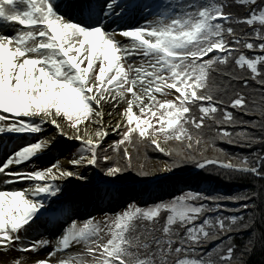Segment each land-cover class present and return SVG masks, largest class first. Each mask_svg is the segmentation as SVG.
<instances>
[{
	"label": "snow or ice",
	"instance_id": "1",
	"mask_svg": "<svg viewBox=\"0 0 264 264\" xmlns=\"http://www.w3.org/2000/svg\"><path fill=\"white\" fill-rule=\"evenodd\" d=\"M236 3L249 9L246 16H235L223 0H0V252L22 254L11 264H244L255 242L248 240L237 256L231 233L254 226L248 209L255 208V193L189 190L82 223L63 195V181L87 180L82 170L89 166L111 178L132 168L130 147L137 154L152 147L170 157L165 170L192 161L200 169L218 167L228 178L264 180L260 152L229 156L216 149L225 160L204 157L200 149L216 140L248 148L264 144L247 130H228L264 132V119H238L229 108L262 118L264 109L251 108L239 91L225 101L214 86V75L249 86L248 78L226 70L234 64L264 87V0ZM9 28L12 34L3 30ZM245 49L260 54L247 57ZM133 55L140 63L126 69ZM46 126L79 142L68 161L72 170L59 159L28 169L27 162L35 165L59 147ZM206 130L212 133L207 141ZM110 134L119 138L108 143ZM16 136L34 142L9 151ZM41 229L55 237L46 256L41 249L53 241L31 239ZM213 240L221 242L202 251ZM74 245L83 249L72 255ZM0 264H8L4 256Z\"/></svg>",
	"mask_w": 264,
	"mask_h": 264
},
{
	"label": "trees",
	"instance_id": "2",
	"mask_svg": "<svg viewBox=\"0 0 264 264\" xmlns=\"http://www.w3.org/2000/svg\"><path fill=\"white\" fill-rule=\"evenodd\" d=\"M225 4L233 9L230 10L235 16L237 17H244L247 15L249 9L241 4H237L236 0H226ZM243 28L244 32H250L251 29L247 26H238ZM245 55L247 57H253L256 54H260L258 50L256 52H252L250 50H244ZM224 67V66H222ZM259 67V66H258ZM227 71L234 72L238 76H243L249 79V86L247 88L243 87V81L232 80L229 76H221V75H214V86L220 89L218 95L228 101L235 92L239 91L243 93L249 103L251 108H260L264 109V87L258 84L256 81L251 80L250 78V70H240L235 67L234 64H230L226 68ZM230 111L234 112V115L239 119L242 118L244 120L251 119V120H261L264 119L260 116L259 112H253L249 115H244L238 109H231ZM245 128L244 126H236L235 128L229 127V131L238 132L242 131ZM242 129V130H241ZM246 130V129H245ZM248 132L252 133L257 138H264V132H262L259 128H253ZM212 133H207L205 135V140H209V137ZM203 150H204V157L207 158H216L220 157V153L216 151V149H223L225 152L231 155L239 154L242 156H249L251 157L253 153L260 152L264 154V144L257 143L254 144L248 150L243 152H238V145L228 144L222 140H216L215 145L211 142L203 143ZM197 158L200 159L199 154L197 153ZM221 159L227 160L228 157H220ZM196 166L195 162L187 161L184 165L176 167V169H189ZM213 167H208L207 169L201 172L202 176L199 175L197 178L203 182L205 185H209L211 187L210 191L212 194H222L221 192L224 190V195H234V194H244L249 193L256 195L253 196V200L250 203L255 204V208H249L248 213L253 214L255 216V224L253 227H250L246 230H242L240 232L231 233L234 236L233 243L237 246L236 255L239 256L241 250L245 247V244L248 240H253L254 246L252 248L251 253L245 254L243 256L244 264H264V180H259L253 177L252 175H233L231 178L225 176V174H221L220 171L216 169V172L213 173L211 169ZM211 171V172H210ZM150 175V173H149ZM149 175H145L141 177L136 173L137 178H146ZM205 177H204V176ZM224 180V181H221ZM239 203H244L241 201ZM230 208L238 207V204H233L231 202L228 203ZM230 214V213H226ZM239 215L240 213H236ZM247 219V217H246ZM164 222V221H162ZM199 223V221L197 222ZM159 235V233H157ZM226 239V237H225ZM214 244L211 247H207V244L203 246L202 251L207 252L211 251L213 248L216 247L221 241L213 240ZM234 264H239V261H234Z\"/></svg>",
	"mask_w": 264,
	"mask_h": 264
},
{
	"label": "rangeland",
	"instance_id": "3",
	"mask_svg": "<svg viewBox=\"0 0 264 264\" xmlns=\"http://www.w3.org/2000/svg\"><path fill=\"white\" fill-rule=\"evenodd\" d=\"M129 63H132V64H134V65H139V63H140V57L139 56H136V55H133L132 57H131V59L130 60H126L125 62H124V66H125V68L127 69L128 68V64ZM130 95V94H129ZM158 98H161L160 96H159V94H158ZM251 119H253V118H251ZM251 119H247V120H249V121H251ZM243 130H247V131H249V130H251V129H253V128H251V127H247V128H242ZM241 129V130H242ZM47 130H48V128H47ZM119 137L118 136H113L112 138H110V139H108L106 142H108V143H110V142H112V141H114V140H116V139H118ZM70 144H68L67 146H69ZM80 147V145H79V142H77V143H73L72 144V146L70 147V151H69V153H68V155L66 156V157H63L62 159L63 160H70L71 158H72V156H73V153H75L77 150H78V148ZM200 149H201V151L204 153V150H203V145H201L200 146ZM249 148L248 147H240V146H238V152H243V151H245V150H248ZM129 151L130 152H132L133 153V156H134V160H133V167L132 168H130V169H128V170H126V171H124L123 173H121L119 176H117V177H115V179L118 181L119 179H121V178H125V176H131V179H134V177L135 178H137L136 177V173L138 174V175H140L141 177H143V176H145V175H141L140 174V168H139V165H143L144 166V170L145 171H147L148 173H150V178H156L157 177V175H160L161 176V178H160V181L162 182V181H167L168 179H163V175L164 174H167V172L168 171H170V172H172V171H175L176 170V167H174V168H172L171 170H165V168H166V165L167 164H170L171 163V158L170 157H168V156H166V155H164L163 153H161V152H158V151H155V150H153V148L152 147H149V148H147V149H145V148H143V147H141L140 148V150H139V153L137 154L131 147L129 148ZM70 153H72L71 154V156H69V154ZM199 154V153H198ZM51 156H52V158L51 159H49V160H45L44 162H45V165L44 164H40L39 165V163H38V161L36 162V164H35V166L36 167H46V166H48L50 163H54L55 162V160L56 159H59L57 156L58 155H56V153H53V154H51ZM59 160H61V159H59ZM30 163V162H29ZM28 163V164H29ZM186 163V162H185ZM185 163H182L181 165H184ZM28 164H27V166H28ZM121 165H123V161H121ZM180 165V166H181ZM216 169L218 170V171H220L221 172V174H223L224 173V170H222V169H219L218 167H214L213 169H211V171H213V173H215L216 172ZM98 170V169H97ZM210 171V172H211ZM99 172H100V170H99ZM202 172V171H201ZM201 172L199 173L201 176H202V174H201ZM100 179L102 180L103 179V173L102 172H100ZM204 176V175H203ZM140 177V178H141ZM205 177V176H204ZM152 180V182H151V184H157L158 182H160L158 179H155V180ZM162 179V180H161ZM103 181V180H102ZM156 181H158V182H156ZM160 182V183H161ZM96 185H97V187L95 188V193H98V192H100V190L102 191V192H106V193H104L101 197H103V198H101L100 197V199H104V197H107L106 198V200H109L110 202H112V204H114V202H116L117 203V205H114V206H118V208L114 211V212H116V213H119V212H122L126 207H127V205H129L130 203H128V201L127 200H125V199H121V200H119V198H120V195H117V196H115V193L117 192L116 191V188L114 187V184H113V186H110V185H108V184H106V183H104V182H100V183H95ZM174 184V183H173ZM172 184V186L171 187H173L174 185ZM192 184V183H191ZM130 186H132V185H130ZM153 186V185H152ZM110 187H113V188H110ZM121 187V186H120ZM133 187V186H132ZM134 188V187H133ZM168 187H166V189H165V191L164 192H167V190L169 189H167ZM172 189V188H171ZM106 190V191H105ZM115 190V191H114ZM183 192H187V190H184V191H179V193H175L176 195H173L174 193H173V191H171V192H167V194H165L166 195V197L164 198V199H161L162 197H164V194L163 195H161V197L159 198V199H157L156 201H154V202H152V203H150V204H148V202H146V203H142V205L143 206H148V205H152V204H155V203H157V202H160V201H167V200H170L173 196H177V195H180V194H182ZM118 193V192H117ZM99 195V194H98ZM122 197H124V196H127L126 194L124 195H121ZM168 196V197H167ZM99 197V196H98ZM119 202V203H118ZM116 213H114V214H116ZM166 217V216H165ZM97 220H103L104 219V216H97V217H95ZM77 221H81V219H76ZM51 241H53V243L52 244H49L48 246H47V248H43V249H41V256H46L45 254H47L46 252L47 251H49V250H51V248L54 246V243H55V241L54 240H51ZM82 249H83V246L82 245H74L73 247H72V249L70 250V252H71V254L72 255H75L76 253H79V252H81L82 251ZM22 254L21 253H19V252H16V251H12L11 253H9V254H7V255H5L4 253H2V252H0V256H4V258H5V260H7L8 261V264H11V261L13 260V259H15V258H19L20 256H21ZM55 259V258H54Z\"/></svg>",
	"mask_w": 264,
	"mask_h": 264
},
{
	"label": "bare ground",
	"instance_id": "4",
	"mask_svg": "<svg viewBox=\"0 0 264 264\" xmlns=\"http://www.w3.org/2000/svg\"><path fill=\"white\" fill-rule=\"evenodd\" d=\"M109 109H106L105 111L107 112ZM106 121L108 123H111V124H114L115 123V120L114 119H109L107 116L105 117ZM67 130V129H66ZM47 135L48 136H52V137H55V141L56 143L59 144V147L57 148L56 151L52 152V153H56V155H58L59 159H61V164L62 166H64L65 168H67L68 170H72V166L68 164V160H63L62 158L63 157H66L70 151V147L72 146L73 143H77V141H74V140H64L62 137L56 135V132H55V129L50 127L49 126V130L47 132ZM113 136L115 135H112L110 134L107 138H106V141L110 138H112ZM24 144L26 143H18L16 146L12 147V150H14L15 148H18L20 146H23ZM68 144H70L69 146H67ZM72 153L69 154V156H71ZM33 159H36V158H33ZM40 162V164H43L44 163V159L43 160H37ZM23 166V165H21ZM20 166V167H21ZM83 174L87 177V180H76V179H72V178H68L66 179L65 181H63V184L66 188V191L63 193V195L72 202L73 205H75L77 207V199L74 198L73 200V196L70 197V195L73 194V192H75V194L73 195H77L78 197H82V198H85L84 199V202H91V193L90 194H80L79 192H77L78 190L82 191V189H86L87 187H90L92 189V186L95 184V183H100V182H106V181H109L110 183H106L110 186H113L114 184V187L116 188V186H120L119 184H116L114 181H115V178H111V177H105L103 176V181L100 179V176H99V172L97 171V169H93L91 166H89L87 169H83L82 170ZM163 179H175V177H177L176 174H172L170 171L167 172V174H164L163 176ZM184 177V176H182ZM160 178L158 176V179L160 181ZM162 180V179H161ZM24 186H27V182H25V184H13V185H8L7 188L11 189V188H21V187H24ZM5 186L0 184V189L4 188ZM110 188H113V187H110ZM126 190V189H124ZM77 192V193H76ZM93 198V197H92ZM76 201V202H75ZM78 208H80V206H78ZM33 235V234H32ZM32 239V238H31Z\"/></svg>",
	"mask_w": 264,
	"mask_h": 264
}]
</instances>
